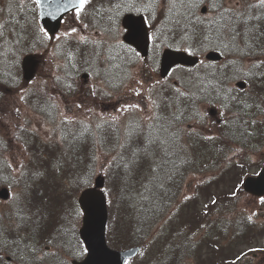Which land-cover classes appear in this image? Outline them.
Here are the masks:
<instances>
[{"label":"trees","instance_id":"obj_1","mask_svg":"<svg viewBox=\"0 0 264 264\" xmlns=\"http://www.w3.org/2000/svg\"><path fill=\"white\" fill-rule=\"evenodd\" d=\"M139 1H143L139 11H146L150 19L156 14L154 39L149 55L144 59L145 65L153 74L158 71V55L164 45L188 49L195 54L214 48L227 55L232 53L261 55L259 58L264 55V7H260L258 1L241 0L238 2L239 10L236 11L226 6L228 4L226 0H205L204 4L208 6L206 14H200L195 8L188 15L184 14L186 9L181 7L180 0H177L176 7L171 12L166 11L165 4L157 8L154 15L153 10L147 7L150 0ZM213 2L220 6L218 10L214 11L211 8ZM128 8L130 6L126 9ZM225 9L231 11L226 12ZM96 11V14L91 15L88 11V23H95L91 21V16L93 20H98L94 24L98 29L105 32L111 29L112 33L117 34L120 29V13L112 11L107 14L109 18L106 22H109V26L105 27L106 22L97 19L100 14L98 9ZM229 23L236 25L260 23L262 26L251 30L250 26L244 30L240 29L241 26H231ZM89 24L87 26H90ZM26 41L20 39L21 44H16L17 51L12 48V44H9V48L3 47L10 53L0 56V103L11 93H16L19 99L23 95L24 100L20 99V102L26 104L34 114H41L47 122L54 124L56 130L52 134L42 133V136L34 128L24 129V126L18 125L15 133L17 140L24 144L29 141L37 143L30 144V149L25 145L27 159L21 166V172L15 175L6 161L2 160L5 146H0V184L5 182L3 176L11 177L7 183L15 186L21 194L24 212L32 216L39 207L42 209L40 216L43 217L38 224L35 223V216L25 223H20L19 218L14 215L15 207L10 214L3 218L0 216V230L3 231L0 234L1 250L10 254L13 259L25 254V258L19 259L21 262L25 259L24 264H59L66 262L64 260L67 256H78L76 248L78 247L80 253L81 241L77 233L79 221L76 216V210L78 211L76 196L82 188L91 185L93 176L99 171L105 176V191L110 207L107 225L110 244L120 248L140 244L142 253L153 247L164 235V229L167 227L168 231L164 235L170 246L164 249L165 255H168L166 252H170L167 264H171L172 261L174 263L175 260L177 264L178 259L175 256L181 244L188 245L181 254L184 252L191 254L192 247L201 244L205 239L208 251L203 253V256L206 255L207 258L200 263L210 261V256H213L218 248L225 255L224 264H233L234 260L235 264H252L248 255L257 252L258 246L254 247L251 244L258 240V235L264 233V219L256 222L252 217L249 221L250 215L229 200L233 199L236 192L241 196L245 194L240 184L241 180L249 173L252 152H256L264 140L263 130L259 127L258 120L253 126L251 114L254 110H264V65L258 62L256 67L252 66L253 70L241 74L249 82L252 90L237 99L233 95L230 96L226 88L231 71L225 75L222 73L221 76L218 73L222 72L221 68L213 66L207 72L200 71L196 75H189L191 79L189 87L193 91L191 94L181 88L172 92V89L159 86L158 91L153 93L154 98L158 94V107L156 105L154 114L148 120H143L132 112L124 121L117 119L114 124L111 118L106 117L90 120L73 118L70 119L72 123H62L63 117L59 119V107L52 92L67 94L72 90V85L68 87L70 77H74L71 73H74L75 77L80 71L94 74L97 81L104 85L102 89L112 95L124 87L129 78L130 68L139 56L133 47L121 41L112 44L100 38L99 45L95 42L89 44L73 40L66 44L64 62L58 65L57 74L43 78L42 82L38 81L36 87L22 91V87L25 88L27 85L22 80L19 57L27 48ZM28 46L33 50L36 47L35 39ZM94 51L100 55L95 56ZM13 52L17 55H11ZM69 53L72 54V59H68ZM255 62L253 61V64ZM199 65L185 69L193 74L195 69L201 67V64ZM61 74H64V78ZM202 100L210 103L219 102L227 114L232 112L230 116L227 115L224 124L221 123V127L216 125V135L211 136L215 138L213 140L203 139L210 135L201 128L189 132L190 127L186 125L190 118L196 117L197 108ZM104 121L108 123L105 124ZM24 122L27 125L32 121ZM97 124H102V128L98 129ZM85 126L88 129L86 132ZM247 128L252 129L250 132L253 135L248 136ZM129 133L132 134L131 139ZM50 137L54 139L51 140ZM157 137V142L149 149L153 154L150 157L140 155L138 166L133 168L126 182L120 178L124 173L115 163L107 170H102L103 167L99 166L100 160L104 158L105 165L113 157H117L116 163H119L120 155L125 159L130 158L134 149L143 148L148 140ZM234 138L237 140L241 138L244 141L233 147ZM101 139L102 145L99 142ZM160 141L165 143L161 144ZM120 144H124L125 147H119ZM252 146L254 148L251 149ZM52 148H56L57 152L52 153ZM240 149L245 150L235 158L229 156L231 150H235L237 154ZM42 157L49 167L56 169L53 179L46 177L44 168L40 166ZM153 168L156 169L155 172ZM36 172H42L43 176H34ZM231 172L236 173L240 179L238 185L232 188L235 195L229 197V200L223 199L225 201L221 203L223 192L210 199L204 190L202 194L207 201L199 200L197 205L187 206L196 212L200 205L203 208V203L206 204L203 211L194 215L195 226L188 229L181 208L180 190L184 178L188 174H194L220 186L226 181V175ZM215 176L218 177L213 179ZM62 195H66L64 201ZM53 199L57 202L51 206ZM213 200L215 204L212 203ZM185 212L189 214V211ZM50 213L52 218L49 217ZM163 217H165L163 227L159 231H154L155 225ZM179 222L182 224H177ZM176 224L182 226L176 228ZM46 230L51 235L42 237ZM113 231L118 234L116 238H120L119 242L112 240ZM197 234H202L203 238L195 241ZM220 241L223 246L220 245ZM239 245L243 248L250 245L248 249L255 251L248 252L236 260L238 255L244 253L239 251L241 247L236 248ZM38 252L45 253L39 257ZM150 262L153 263L146 260L142 264ZM0 264L8 263L0 257Z\"/></svg>","mask_w":264,"mask_h":264},{"label":"rangeland","instance_id":"obj_2","mask_svg":"<svg viewBox=\"0 0 264 264\" xmlns=\"http://www.w3.org/2000/svg\"><path fill=\"white\" fill-rule=\"evenodd\" d=\"M241 1V0H240ZM11 6L12 8H18L20 11H22L23 14H27L28 11H33V5L29 3V0H0L1 9H5V7ZM230 6L235 9L236 11L239 10V4L237 3V0H231L229 1ZM242 5V4H241ZM33 12L29 14L31 18L33 17ZM0 16V20H1ZM18 20H21V17L18 18ZM33 27V35H39V31L36 28L35 22L32 20L31 22ZM27 25V24H26ZM30 27V25L28 26ZM77 28V36L71 34L72 37H80L85 36L87 38V43L92 44V42H95L96 44H99L100 37L97 35H90L83 31V26L76 20V15L69 16L65 22L63 23L60 31L57 33L58 35L56 37H62L66 40L65 37H63V33L70 31L71 28ZM26 28V27H25ZM24 33L26 35V38H28L30 35L26 33L24 29ZM52 36L50 37V45L48 48H43L35 54H37V63L35 66L34 74L36 75L35 78L28 83V85L23 89H27L30 87H36L38 81L43 80V78H47L50 75H55L57 73L56 68L59 65V61L57 58L54 57V53L52 52L53 45L57 42L56 37ZM55 37V38H54ZM8 38H11V42L15 40L14 32L12 31V36L8 34ZM61 38V39H62ZM109 43H115L113 39H108ZM95 44V45H96ZM100 45V44H99ZM54 51V49H53ZM227 62V61H226ZM208 65V64H207ZM212 66L213 64H209ZM244 66L246 63H244ZM201 68H197L194 70L193 74H190L187 72V70L184 67H176L173 69L170 74L167 81L161 82L159 79V75L153 74L152 71L147 68L144 65L143 60L139 59V61H135L133 65L130 68V74L129 78L126 81V84L123 88L120 89V92L112 93V95H109L104 91V89L98 87V82L92 77L91 75L88 78H74V80L77 81L76 84H74V89H76L74 92L73 90L71 92H68L67 94H58L53 93L54 98L56 100V103L59 107L60 116L59 119L62 117H68L70 119H81V120H90V119H100L101 117L108 116L109 118L115 116L118 120L125 119L127 116H129L132 112L138 116H140L143 120H148L152 117V115L155 112L156 105H158V94L156 95V98L153 97V93L158 91V85L162 86H168L172 84L174 81L179 83L180 87L181 85H188L190 83V77L189 75H196L198 72H200ZM235 72L231 74V78L234 76H239V70H242V67L234 65ZM207 71V70H206ZM236 74V75H235ZM241 75V74H240ZM137 81H140V84H137ZM231 85H233V81L230 82ZM182 89L186 91H190L189 88H183ZM132 89H138L141 92V96L137 97L133 94ZM95 91L96 95H92V92ZM149 97L151 99H149ZM154 102V103H153ZM132 103H139L140 104V110H132L129 109L127 112L121 113L118 112L117 109L122 108L126 104H132ZM80 104L81 107L77 108L76 105ZM208 104V105H207ZM202 104L200 108L198 109V115L200 116V119L203 120L204 124L202 122L198 121V125L196 124L197 119L196 118H190L189 121L186 123V125H190V131L195 130L197 131L199 128H201L203 131H205L208 134L216 135L217 126L221 127V122H214L213 120H217L218 118L222 117L223 114V108L220 107V103H214V104ZM211 106H215L218 110L217 114L211 115L209 113V108ZM19 109L17 112L16 110ZM165 111V108H164ZM132 117V116H131ZM30 118V119H29ZM128 120V119H127ZM30 122L26 125L24 122ZM131 121V120H129ZM214 122V124H210L211 122ZM49 121L47 122L43 116L34 114L25 104L21 103L16 95V93H11L7 96L4 102L0 103V146L4 147V150L2 153L4 154V160L6 163L11 167L12 172L14 174H17L19 171H21V166L23 165L24 161L27 159V154L25 152V145L28 146V149H30V144L35 145L37 142H27V144H24L22 141H19L16 139V130L18 125L24 126V129L26 127L34 128L37 130V132L42 135L44 134H52L55 133V125H51ZM217 125V126H216ZM52 127L54 129L52 130ZM43 136V135H42ZM56 138V137H55ZM50 139H54L53 137H50ZM217 146L219 143L217 142ZM52 153H56V148L51 149ZM253 155V162H252V168L251 171L255 173L256 169L260 167V165L263 163V161L258 163V165L255 166V161L259 158H264V144L260 146V149L256 152H252ZM229 158V157H228ZM230 160V159H229ZM235 161V160H234ZM105 165V160L101 159L99 162V166L103 167ZM40 166L44 168V171L46 173V177H52L54 178V175L56 174V169L49 167L48 163L43 159L40 161ZM258 170V169H257ZM99 172V171H97ZM212 174V173H209ZM213 175V174H212ZM226 175V174H225ZM197 176V177H196ZM218 176H215L213 179H216ZM4 180V179H3ZM11 179H5V184L9 186L7 183ZM240 179L236 176V173L231 172V174L226 175V181L220 184V186L212 184L210 180L205 179L202 176L194 175V174H188L182 183V187L180 190L181 194V208H182V217L185 221V224L187 228H192L195 225L194 223V215L197 213H200L203 211L206 207L203 203V208L200 205L196 212L190 210L187 208L188 205L195 206L199 203V200L201 201H207V198L203 196L204 190H206L205 194L209 196V198H215V195L223 192L221 203L227 200L229 197L233 196V187H236L239 183ZM12 183V181H11ZM241 184V183H240ZM2 185V184H1ZM11 186V185H10ZM10 191L11 195L7 200L0 199V216L1 218L5 217L6 214H10L11 212V206L14 205V201L12 199L13 195L16 194L18 191L16 188L11 186ZM66 195H62V201L65 200ZM185 197H191L190 199H185ZM225 199V200H223ZM229 200V199H228ZM230 202L234 203L237 207L242 209L244 212H246L248 215L252 216L256 222H260L264 218V204H262L257 198H252L248 195H236L233 196V199L229 200ZM56 199H53L50 203L51 206L56 204ZM185 211H189V214H187ZM72 212H75L72 210ZM253 213L255 215H253ZM49 217L52 218L51 213L49 214ZM177 224H182V222H179ZM176 228H179L182 225H177ZM164 225V220H160L156 227L155 231L161 230V228ZM166 231H168V228L166 227L164 229L163 234H166ZM187 235V233H185ZM184 234V235H185ZM51 233L46 230L45 233L42 235V237L50 236ZM118 234H115L114 231L112 232V240L114 242H119L120 238H116ZM162 236L160 239L156 241V243L153 245L152 248L147 249L143 251L142 255L138 257L141 262L139 264H142L146 260L153 261L152 264H167L166 258L164 256V249L166 246H169L167 244V240L165 236ZM182 235V236H184ZM52 238V237H51ZM200 238H203L202 234H197L195 237V241H198ZM206 239L199 245H196L195 247H192L191 254H188V252H184V254L181 252L186 249L188 246L180 245L178 247L179 250H177V255L175 258H177V264H202L200 263L201 260L206 259L207 256L203 253H206L208 251L206 246ZM220 245L223 246L222 241H220ZM252 246H258L257 252L250 253L248 257L251 258L252 264H264V233L258 235V240L253 241L251 244ZM250 245H248V248ZM12 247V245H11ZM170 247V246H169ZM241 247L239 251H243L245 254L248 252H251L252 249H248L247 247L243 248L241 245L237 246L236 248ZM45 249H48L46 246ZM238 251V252H239ZM159 253V254H158ZM39 255H44V252H39ZM253 254H255L253 256ZM225 255L223 252H221L218 248L214 251V255L210 256V261L204 263V264H224L225 262ZM176 262V260H175ZM171 264H176V263ZM134 262H130V264H133ZM15 264H21L18 261H15ZM151 264V262H150ZM249 264V263H248Z\"/></svg>","mask_w":264,"mask_h":264},{"label":"water","instance_id":"obj_3","mask_svg":"<svg viewBox=\"0 0 264 264\" xmlns=\"http://www.w3.org/2000/svg\"><path fill=\"white\" fill-rule=\"evenodd\" d=\"M78 0H73V3ZM67 10H64V9ZM73 9L69 0H40V21L50 33H54L59 25L62 16ZM205 11V7L201 9ZM122 24L127 29L123 38L138 49L142 55L148 51V31L142 15L125 14ZM208 59L218 60L221 55L217 51H208ZM198 62V56L189 54L183 50L165 48L160 61V75L164 77L171 67L176 64L194 65ZM35 60L33 56L26 55L22 61L23 77L28 80L32 77ZM104 177L99 174L94 178L92 186L81 191L78 202L83 211L82 225L79 235L87 249V254L82 260H73V264H124L127 258L134 256L139 246L130 247L124 250H115L108 246L105 237L107 220L106 196L102 189ZM243 189L246 192L258 196L264 193V171L257 176H248L243 182ZM0 197H8V189H0Z\"/></svg>","mask_w":264,"mask_h":264},{"label":"snow or ice","instance_id":"obj_4","mask_svg":"<svg viewBox=\"0 0 264 264\" xmlns=\"http://www.w3.org/2000/svg\"><path fill=\"white\" fill-rule=\"evenodd\" d=\"M32 2L35 5H40V0H32ZM204 2H205V0H180L181 7L186 9V11L184 13L185 15L190 14L193 9L203 5ZM69 3H72L73 8L75 9L76 19L79 20L80 16H81V13L85 11L86 5H88L90 3V0H78V2H75V3H73V0H69ZM176 4H177V0H167V4L165 6L166 11L171 12L176 7ZM121 6L122 5L117 4L115 7L117 9H119ZM127 6L136 7V5L134 3V0H128ZM259 6L260 7H264V0H259ZM147 7L151 8L153 10V15H154L156 9L161 7L160 0H150V3L147 5ZM219 7L220 6L217 3H215V2H213L211 4V8L214 11L218 10ZM64 10H67V9L65 8ZM136 10L139 11L140 9L137 8ZM225 11L227 12V11H231V10L230 9H225ZM84 27L86 28L88 26L85 25ZM76 32H77V28L73 27V28L70 29V31L63 33V37H65V38L69 37L71 34L76 33ZM45 35H47V34L45 33ZM185 38H187V37H185ZM56 39L59 40V39H61V37H56ZM149 39H154V37H149ZM79 41L81 43H87L88 42L87 38L85 36H80L79 37ZM185 50L187 51L188 49H185ZM93 54L95 56H99L100 55L99 52H95V51H94ZM68 59H72V54L71 53L68 54ZM85 62H88V61H85ZM56 79H57V81H59V77H57ZM140 83H141L140 81H137V84H140ZM68 87H71V85H68ZM132 92L137 97L141 96V92L138 89H132ZM92 95H96V92L93 91ZM181 95H184V93H181ZM20 99L24 100V96L21 95ZM149 99H151V98L149 97ZM81 106L82 105H80V104L76 105L77 108H79ZM157 107H158V105H157ZM129 109L140 110V104L139 103L126 104L122 108L117 109V111L121 112V113H124V112H127ZM16 111L18 112L19 109H17ZM177 119H179V117H177ZM111 120H112V122L114 124V122L117 120V117L113 116V117H111ZM72 122L73 121L70 120V118H68L66 116L63 117L62 123H72ZM104 123L107 124L108 121H104ZM253 123H255V121H253ZM102 126H103L102 124H97L96 125V127L98 129L102 128ZM109 126H112V125H109ZM87 130H88L87 126H85L84 127V131L86 132ZM128 135H129V139H131V135L132 134L129 133ZM251 135H253V133L249 132L248 136H251ZM157 139H158V137L155 138V139L148 140L143 148L137 147L136 149H134L132 151V153H131V157L130 158L125 159V157L120 155L119 156V163H116L117 157H113L112 160L108 161L107 164L103 166L102 170H107V169L111 168L113 166V164L115 163L116 167L121 169L123 171V173H124V175L122 177H120V178L126 182L127 178L131 175L133 168L138 166V164L140 162V155L143 154L145 157H150L153 154L149 149H150L152 144H155L157 142ZM203 139H205V140H213L215 138L211 137V136H205V137H203ZM99 142L102 145L103 144V139H101ZM160 143L163 144L165 142L164 141H160ZM119 147L123 148V147H125V145L124 144H120ZM107 154L108 153H105V155H107ZM94 159H99V158L98 157H94ZM54 167H55V165H54ZM152 170L154 172L156 171L155 168H153ZM22 175H23V173H21V176ZM34 176H36V177L43 176V173L42 172H36V173H34ZM110 178L114 179V177H112V176H110ZM25 194H27V193H25ZM41 195H42V193H41ZM233 195H235V192H233ZM190 198L191 197H185V199H190ZM12 199L15 202L14 215H16L19 218L20 223H25L28 220H31L32 216H35L36 217L35 223L38 224L39 220L43 218V217L40 216V212L42 211V209L39 208V207L36 209V211L34 213H32V216H29L27 213L24 212V209L21 207V204L23 203V201H22V196H21L20 193L14 194ZM260 202L262 204H264V199H262ZM212 203L215 204V200H213ZM25 207H26V205H25ZM253 215H255V214L253 213ZM248 220L251 221L252 220V216H249ZM252 251H255V250H252ZM243 255H246V254L245 253H241L240 255H238L236 257V260L240 259V257L243 256ZM233 264H235V260L233 261Z\"/></svg>","mask_w":264,"mask_h":264},{"label":"flooded vegetation","instance_id":"obj_5","mask_svg":"<svg viewBox=\"0 0 264 264\" xmlns=\"http://www.w3.org/2000/svg\"><path fill=\"white\" fill-rule=\"evenodd\" d=\"M111 8H116L115 6L117 5V4H120V5H122V4H125L126 2H127V0H104ZM95 3L96 4H98V3H101V0H96L95 1ZM137 4V3H136ZM150 36H151V34H150Z\"/></svg>","mask_w":264,"mask_h":264}]
</instances>
